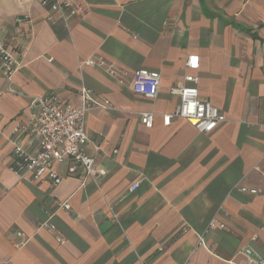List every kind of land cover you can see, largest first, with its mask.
I'll list each match as a JSON object with an SVG mask.
<instances>
[{"label":"crops","instance_id":"obj_1","mask_svg":"<svg viewBox=\"0 0 264 264\" xmlns=\"http://www.w3.org/2000/svg\"><path fill=\"white\" fill-rule=\"evenodd\" d=\"M75 1L82 11L66 26L40 0H0V43L21 61L11 77L0 70V264H229L246 245L264 259V0ZM86 59L95 64L80 67ZM141 67L160 73L154 99L132 89ZM189 73L226 118L210 133L178 116L163 124ZM83 88L113 106L86 116V149L104 174L82 181L65 160L54 187L21 179L12 150L34 140L13 131L33 97L80 107ZM143 111L155 113L151 128Z\"/></svg>","mask_w":264,"mask_h":264},{"label":"built area","instance_id":"obj_2","mask_svg":"<svg viewBox=\"0 0 264 264\" xmlns=\"http://www.w3.org/2000/svg\"><path fill=\"white\" fill-rule=\"evenodd\" d=\"M40 2L50 13H59V17L64 20L66 26L68 17L75 16L82 11V6L75 0H40ZM48 19L53 20L51 15ZM16 20L20 22L22 19L18 17ZM20 63V57L11 51L7 42L2 41L0 43V70L6 77H11L19 69ZM83 64L94 65L95 61L86 59L79 66L81 67ZM185 67L192 71L197 70L199 67L198 56L188 55ZM184 81L185 83H177L170 89L171 94L179 96V104L173 114L162 115L163 124L167 125L173 116H178L186 119L201 133L212 132L225 121L224 114L209 100L200 97L197 74H186ZM159 84V71L145 67L133 71L131 85L135 93L148 99H154L158 94ZM80 93L83 99L80 107L63 102L55 92L33 97L31 101L33 111L28 122L16 126L13 131L16 136L29 133L34 140L28 149L21 146L17 140L15 141L10 169L21 179L54 187L62 176L54 169L53 165L65 160L72 162L68 173L77 175L82 181L89 176L104 174L103 171L96 168L94 156L86 149L88 141L86 116L92 108L99 107L109 110L113 109V106L107 99L103 102L98 101L89 89L83 88ZM139 118L145 127L151 128L154 124L155 113L143 111L139 113ZM138 187L139 183L134 182L128 190L134 191ZM239 189L249 193L260 192L255 188L240 187ZM58 207L64 210L69 208L66 202L59 203ZM209 225L214 226L217 223L211 219ZM219 226L223 227L224 224L219 223ZM50 227L54 228L53 225ZM16 237L12 243L14 247L21 248L25 245L27 238L21 231L16 232ZM60 241L62 242L63 239L60 238ZM203 243L202 235H200L198 244ZM239 254L240 260L230 258L227 259V262L229 264H264V259L257 255L250 245L243 247Z\"/></svg>","mask_w":264,"mask_h":264}]
</instances>
